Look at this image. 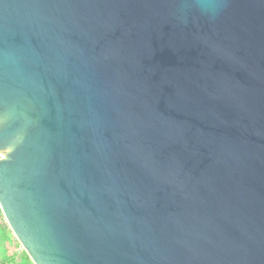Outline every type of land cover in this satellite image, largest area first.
<instances>
[{"label": "water", "instance_id": "95a60500", "mask_svg": "<svg viewBox=\"0 0 264 264\" xmlns=\"http://www.w3.org/2000/svg\"><path fill=\"white\" fill-rule=\"evenodd\" d=\"M0 212L32 264H264V0H0Z\"/></svg>", "mask_w": 264, "mask_h": 264}, {"label": "trees", "instance_id": "16d2710c", "mask_svg": "<svg viewBox=\"0 0 264 264\" xmlns=\"http://www.w3.org/2000/svg\"><path fill=\"white\" fill-rule=\"evenodd\" d=\"M6 232L9 233L7 225L6 224H0V264H32L23 251H22V255L24 257L22 256L23 258L20 261L18 259H16L18 256H15L14 254L10 256L7 253V251L3 247L5 242L1 241L4 238V235H6ZM9 236H10V233H9ZM3 241H4V239H3ZM10 243H11V241H10ZM13 248H15V246Z\"/></svg>", "mask_w": 264, "mask_h": 264}, {"label": "rangeland", "instance_id": "374dc122", "mask_svg": "<svg viewBox=\"0 0 264 264\" xmlns=\"http://www.w3.org/2000/svg\"><path fill=\"white\" fill-rule=\"evenodd\" d=\"M0 224H5V221L3 219V216L0 212ZM9 230V229H8ZM9 233H10V236L12 237V239H10V236H9ZM6 232V235H4V241L3 239L1 240L2 242H5L4 245H5V248L8 250V253L11 255L12 253H16V256H18L16 259H18L19 261L24 257L22 255V248L19 246L18 242L15 240V238L12 236L11 232L9 231ZM10 241L12 243H14L13 245H15V248H13L12 246H9L7 245L6 243H10ZM17 245V246H16ZM23 256V257H22Z\"/></svg>", "mask_w": 264, "mask_h": 264}, {"label": "crops", "instance_id": "0c3cea01", "mask_svg": "<svg viewBox=\"0 0 264 264\" xmlns=\"http://www.w3.org/2000/svg\"><path fill=\"white\" fill-rule=\"evenodd\" d=\"M10 239H12V237H10ZM7 245H9V246H12V247H14L15 245H13L14 243H6ZM3 247H4V249L7 251V253H8V250L5 248V245H3ZM9 254V253H8ZM14 253H12L11 255H13ZM10 255V254H9ZM10 255V256H11ZM15 256H16V253L14 254Z\"/></svg>", "mask_w": 264, "mask_h": 264}]
</instances>
